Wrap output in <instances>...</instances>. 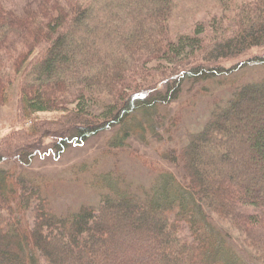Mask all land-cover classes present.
<instances>
[{
    "label": "trees",
    "instance_id": "obj_1",
    "mask_svg": "<svg viewBox=\"0 0 264 264\" xmlns=\"http://www.w3.org/2000/svg\"><path fill=\"white\" fill-rule=\"evenodd\" d=\"M206 85L209 112L180 137ZM13 86L0 264H264V0H0V104ZM104 132L160 144L173 167L148 187L99 169L97 198L57 211L34 157Z\"/></svg>",
    "mask_w": 264,
    "mask_h": 264
},
{
    "label": "rangeland",
    "instance_id": "obj_2",
    "mask_svg": "<svg viewBox=\"0 0 264 264\" xmlns=\"http://www.w3.org/2000/svg\"><path fill=\"white\" fill-rule=\"evenodd\" d=\"M6 1L13 6L20 5L24 0ZM192 14L187 17L192 18ZM194 16L201 18L205 15L197 11ZM188 25L182 19L177 18L175 27L177 31H183L187 29ZM227 64H230V61H227ZM253 74L254 72L250 71L248 75ZM206 89L207 93L191 91L184 97L183 106H187L183 110L184 117L180 137H183L188 129L198 128L209 112L210 99L212 101L211 87L206 85ZM224 91V89L221 90V92ZM7 96V100L0 104V137L23 124L19 113L17 87L13 86L9 89ZM42 116L53 117L54 114L43 113ZM113 136V132H104L91 137L85 143L70 146L57 157L51 154L34 157L31 169L47 176L48 183L42 186L43 194L48 197L57 211L64 212L75 208L82 202H89L97 198L99 190L96 192V189L88 185V182L92 181L90 175L99 169H114L119 171L127 179V182L148 187L155 178L153 176L158 169L173 167L169 163L164 164L158 157L157 147L160 148V144L144 143L130 138L128 144H124L123 147L109 148L106 146V142L110 141ZM209 152L211 153V151ZM212 152L215 154L214 151ZM82 162L85 163L81 164ZM85 166L88 168V173L82 171ZM230 230L237 236V231L232 228Z\"/></svg>",
    "mask_w": 264,
    "mask_h": 264
}]
</instances>
